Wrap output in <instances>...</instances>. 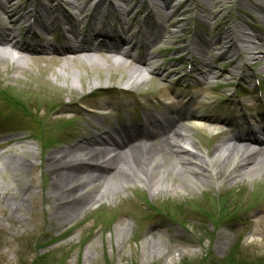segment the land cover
I'll use <instances>...</instances> for the list:
<instances>
[{"label": "rangeland", "instance_id": "rangeland-1", "mask_svg": "<svg viewBox=\"0 0 264 264\" xmlns=\"http://www.w3.org/2000/svg\"><path fill=\"white\" fill-rule=\"evenodd\" d=\"M96 1H90L86 13ZM112 1L111 8L105 3L88 22L78 21L77 9L69 4L68 21L74 30L87 22L92 31L101 26L124 40L129 38L125 31L130 24L132 33L146 30L136 40L147 39L148 47L139 42L131 49L117 41L119 50L128 49L129 56L144 60L153 56L143 65L151 72L143 71L142 82L138 77L128 81V68L111 65L108 56L100 52H91L99 65L71 55L36 58L19 54L18 67L0 60V141H10L0 144V264H264V172L231 183L218 178L217 184L209 178L201 183L189 175L184 188L172 170L163 180L172 188L151 192L135 181L98 202H91L87 196L66 209L64 218L57 216L60 208L48 193L50 175L44 170L52 151L101 133L105 123L113 127L116 120L126 123V107L133 117L148 114L153 108L149 98L173 101L172 94L178 92L185 97L180 101L184 106L186 96L219 101L229 89L217 80L222 73L218 63L226 61L217 60V56L225 53L244 56L251 74L264 81V12L250 9L248 0H164L168 3L164 11L156 5L161 0ZM203 2L221 7L209 8ZM60 3L64 5L59 0H29L26 6ZM260 3L264 7V0ZM118 5L125 10L134 7L129 23H125L124 10ZM62 22L59 35L64 32ZM239 25L241 28H235ZM231 31L248 33L253 49L242 46L229 35ZM154 36L156 40H152ZM212 48L215 50L211 52ZM173 56H178L175 61ZM114 57L126 66L139 65L131 57ZM192 61L197 66L206 65L207 82L216 81L209 84V90L204 85L193 88L189 78L175 83L171 70L176 66L173 72L181 76L186 73L184 66ZM124 88L131 93H122ZM260 88L262 98L258 102L249 93L242 98L233 95L229 100L236 106L230 103L232 107L223 112L240 110L246 104L251 109L260 108L264 105V85ZM131 95H135L134 101ZM199 108L197 105L199 114L204 112ZM200 124L204 129L210 127V123ZM191 134L197 154H210L219 140L206 130L196 129ZM169 158L175 159L172 155ZM229 168L226 165L223 175ZM135 188L139 192L134 193ZM162 203L170 214L152 211ZM99 209L106 218L98 214Z\"/></svg>", "mask_w": 264, "mask_h": 264}, {"label": "bare ground", "instance_id": "bare-ground-1", "mask_svg": "<svg viewBox=\"0 0 264 264\" xmlns=\"http://www.w3.org/2000/svg\"><path fill=\"white\" fill-rule=\"evenodd\" d=\"M28 1L23 0V4H12L14 0H0V60L11 61L15 64V67H18L20 58H17L18 55L14 53L19 52L24 56H35L36 58L82 56L86 63L99 65L91 52H100V55L108 56L111 65L128 68V81H131L133 77H138V81L142 82L143 69L140 66H126V62L114 57L115 54L129 57L128 51L122 52L117 46L107 45L103 38L96 43L98 36L106 37L109 41L114 42L123 39L119 35L108 33L101 26L92 31V27L87 24L89 20H92L95 12L103 7L105 3L111 8L113 6L112 0H97L89 13L85 12V7L91 0H87L84 4L65 3L66 0H59L63 1L64 5L60 3L61 5L51 7L35 6L29 9L26 6ZM120 2L125 4L123 0ZM248 2L250 9L256 12H264V7L260 3L261 0H248ZM69 4L77 9L78 21L87 19L86 24L82 25L79 31L74 30L72 24L68 21L67 8H70ZM203 4L209 8L221 7V5L217 4V6L213 2L210 5L204 2ZM156 5L163 11L168 8V3L164 0L157 1ZM118 6L122 7V5ZM203 8L201 7V9ZM122 9L124 10L125 23H129L128 19L132 20L133 18L131 13L134 7H129L126 10L122 7ZM61 21H63L62 23L68 35H61V39L66 45L62 46L60 50H50L43 43L39 45L38 49L40 51L33 52L34 49L28 47L27 42L18 40L20 33H15L18 28L22 31V34L36 38L37 32L34 31L33 26H39L40 31L43 32L52 31L56 30V26H59ZM235 28L241 27L239 25ZM141 33H146V30L140 28L137 33H132L130 24V27L125 31L129 38L123 43L128 47H134L141 42L148 47L149 42H147V39L140 38L136 40ZM229 35H234L233 38L240 41L242 46L247 49H253L254 43L248 38V33L231 31ZM156 37H152V40H156ZM220 40L219 37L217 39L219 44ZM221 47L219 48L221 49ZM213 50L215 49L212 48L211 52ZM224 55L230 56L227 53ZM221 57L224 56H219L218 59ZM149 58L151 59L153 56ZM55 59L57 60L58 57ZM132 61L141 66L144 64L142 60L133 59ZM219 77L222 78V76ZM184 114L188 122L192 124L199 122L196 120H194L195 122L190 121L194 118L199 120L195 114L190 115L186 110H184ZM118 128L124 134L123 136L119 134L117 139H113L109 131L103 130L100 134H92L80 143L58 148L47 156L44 170L50 175L48 193L60 208L57 216L64 218L68 213L66 209L74 207L75 203L80 202L87 196H90L91 202H98L102 196L105 198L107 194L111 195L120 189H126L128 184L135 181L151 192L172 188L163 181L168 179V173L172 170L180 178V183L184 188L185 178L189 175L195 177L201 183L207 182L208 178H222L231 183L233 180H238V178L244 179L253 174L264 172V148H249L236 143L228 144V140L223 139L214 147L211 152L212 158L208 160L204 158L205 156L188 152L181 143L176 142L180 139L184 143L193 145L187 136V134H190L188 131H191V128H187L188 130L182 132L180 130L173 131L170 136L172 141L168 140L170 137L158 141L151 140V136L139 135L134 138L128 134L123 123ZM114 130L115 128L112 129V131ZM170 155H174L175 159H170ZM94 160L96 161L93 162ZM212 161L214 168L210 164ZM2 165L7 166L5 163H2ZM226 165L230 168L223 175ZM202 177L205 179H201ZM175 178L176 176L173 175V179ZM160 182H163V184ZM107 188H111V190ZM137 192L139 191L135 188L134 193Z\"/></svg>", "mask_w": 264, "mask_h": 264}]
</instances>
